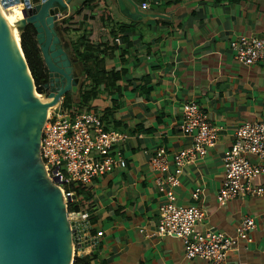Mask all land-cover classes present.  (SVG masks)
I'll return each mask as SVG.
<instances>
[{
	"label": "crops",
	"instance_id": "1",
	"mask_svg": "<svg viewBox=\"0 0 264 264\" xmlns=\"http://www.w3.org/2000/svg\"><path fill=\"white\" fill-rule=\"evenodd\" d=\"M63 1L70 3L51 31V49L63 50L59 67L80 79L78 91L68 94L79 101L83 66L73 55L72 42L80 35V23L86 22L91 37H103L109 46L102 56L106 72L119 75L118 81L100 85L87 112L99 114L107 130L130 134L115 147L126 167L83 187L90 199L84 207L90 238L97 242L96 254L86 255L92 257L91 264H208L188 259L180 239L150 235L165 201L156 184L161 173L152 159L164 148L168 172L176 173L174 155L193 145V137L180 128L183 106L190 102L200 105L220 134L214 148L183 167L174 189L176 203L205 211L197 227L201 232L236 237L241 222L254 219L255 228L238 239L223 264H264V193L238 195L224 205L218 201L224 155L234 144L236 130L246 122H264V66L242 65L231 50L241 36L264 34V0H132L142 11L148 5L149 16L140 21L130 18L135 14L130 0H93L92 8L74 18L86 0ZM102 9L110 11L111 19H101ZM251 162L261 161L253 156ZM253 183L264 189V174ZM197 188L202 192L196 200Z\"/></svg>",
	"mask_w": 264,
	"mask_h": 264
},
{
	"label": "built area",
	"instance_id": "2",
	"mask_svg": "<svg viewBox=\"0 0 264 264\" xmlns=\"http://www.w3.org/2000/svg\"><path fill=\"white\" fill-rule=\"evenodd\" d=\"M142 8L146 10L148 5L143 4ZM231 50L242 65L264 66V34L241 36L231 43ZM180 128L193 137V145L174 155L176 173L168 172L169 155L164 148L152 159L153 168L161 173L156 184L165 201L159 209L158 227L150 235L180 239L188 259L223 264L238 239L247 238L248 232L255 228V221L252 218L242 221L236 237L215 230L201 232L197 227L205 220V211L197 205H177L174 189L180 185L178 175L186 164L214 148L220 134V128L211 123L196 102L183 106ZM129 138L128 132L107 130L95 112L66 113L60 107L52 111L42 127L40 162L47 179L61 191L68 212L78 188L90 186L96 178L126 167L125 159L115 147ZM253 156L261 162L253 164ZM263 160L264 122L243 123L236 130L234 144L224 155L225 177L218 194L221 205L238 195H263L264 189L253 183L264 174ZM201 192V188H197L193 198L197 200ZM83 216L87 220L89 213Z\"/></svg>",
	"mask_w": 264,
	"mask_h": 264
},
{
	"label": "water",
	"instance_id": "3",
	"mask_svg": "<svg viewBox=\"0 0 264 264\" xmlns=\"http://www.w3.org/2000/svg\"><path fill=\"white\" fill-rule=\"evenodd\" d=\"M130 1L135 8V14L130 15L132 20L149 16ZM0 2L6 10L24 6L22 33L28 25L36 29L50 81L60 83L49 97L60 104L69 92L76 93L81 87L80 79L71 70L59 67L57 58L63 50L51 49V31L70 1ZM20 25H12L0 16V264H73L77 254L95 255L97 242L90 238L91 226L83 214L68 212L61 191L47 179L40 162L41 133L46 120L44 116L37 119L36 115L48 105L34 100V78L31 74V82L23 75L25 65L14 53ZM51 85L54 87L55 83Z\"/></svg>",
	"mask_w": 264,
	"mask_h": 264
},
{
	"label": "trees",
	"instance_id": "4",
	"mask_svg": "<svg viewBox=\"0 0 264 264\" xmlns=\"http://www.w3.org/2000/svg\"><path fill=\"white\" fill-rule=\"evenodd\" d=\"M93 4V0H86L82 7L78 9L71 18L80 16L86 8H92ZM101 19L103 21L111 19L110 11L108 9H102ZM85 23L86 22L80 23L81 29L77 30L80 32V35L72 42L73 55L83 66L84 81L79 92L78 102H74L72 95L70 94L64 96L61 108L66 113H83L92 110V106L89 102L97 99L98 94L100 93V85L104 84L106 87L107 82H116L119 80L118 74L113 72L107 73L105 66H103L104 59L102 56L105 52L104 48L109 46H107L105 42L103 43V37L98 38L97 40L93 39L91 37V32L87 31ZM36 36V29L32 25H28L21 35V45L29 69L34 78L36 88L39 92H42L44 88H50L51 79L45 66ZM85 192L86 190L83 189V187L76 190V199L69 204L70 213L87 212L84 207L85 205L90 204V199L85 196ZM91 262L92 257L79 256L77 254L73 264H91Z\"/></svg>",
	"mask_w": 264,
	"mask_h": 264
},
{
	"label": "bare ground",
	"instance_id": "5",
	"mask_svg": "<svg viewBox=\"0 0 264 264\" xmlns=\"http://www.w3.org/2000/svg\"><path fill=\"white\" fill-rule=\"evenodd\" d=\"M22 6H14L13 8L6 10L2 7V4L0 2V16L3 17L5 20L9 21L12 25H20L21 21L24 19V11L21 10ZM21 35H22V25H20L19 30H17V37L14 39V53L19 61L20 64L25 65V70H23V75L27 78H29V81L32 82V77L30 73V69L27 66V63H25V56L21 45ZM32 95L35 101H37L40 104L48 105L46 109L39 110L37 112V119L41 116H44L45 120L49 118L50 114L54 109H56L59 105L58 103L54 102V98H46L43 96H40L37 92H35V89H32ZM42 100H41V99ZM74 254V251H72V255ZM73 258V257H72Z\"/></svg>",
	"mask_w": 264,
	"mask_h": 264
},
{
	"label": "rangeland",
	"instance_id": "6",
	"mask_svg": "<svg viewBox=\"0 0 264 264\" xmlns=\"http://www.w3.org/2000/svg\"><path fill=\"white\" fill-rule=\"evenodd\" d=\"M21 10H23V8L21 7ZM59 87H57L55 90H58ZM35 92H37L40 96H43V97H46L48 98L49 97V94L51 92V90L47 89V88H44V90L42 92H39L36 88ZM41 99V98H40ZM42 100V99H41ZM58 107H60V104L58 105ZM61 109V107H60Z\"/></svg>",
	"mask_w": 264,
	"mask_h": 264
},
{
	"label": "flooded vegetation",
	"instance_id": "7",
	"mask_svg": "<svg viewBox=\"0 0 264 264\" xmlns=\"http://www.w3.org/2000/svg\"><path fill=\"white\" fill-rule=\"evenodd\" d=\"M58 75H55V78L57 77ZM52 82H54L55 83V86L54 87H52ZM60 86V83H56L55 82V80H52V81H50V88H47V89H49V90H51V91H54L57 87H59Z\"/></svg>",
	"mask_w": 264,
	"mask_h": 264
}]
</instances>
